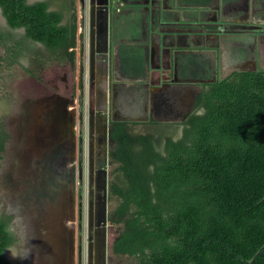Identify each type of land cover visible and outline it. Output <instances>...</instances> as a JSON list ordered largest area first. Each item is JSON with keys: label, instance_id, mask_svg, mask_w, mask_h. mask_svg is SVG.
Returning <instances> with one entry per match:
<instances>
[{"label": "trees", "instance_id": "trees-1", "mask_svg": "<svg viewBox=\"0 0 264 264\" xmlns=\"http://www.w3.org/2000/svg\"><path fill=\"white\" fill-rule=\"evenodd\" d=\"M66 7L67 24L49 1L0 0L8 27L25 31L22 47L40 43L73 62L74 0ZM182 125L174 139L112 123L109 158L122 178L110 183L118 203L110 221L121 225L113 253L134 264H264V70L205 86ZM6 138L0 128V163ZM15 241L1 217L0 264H12L5 252Z\"/></svg>", "mask_w": 264, "mask_h": 264}, {"label": "rangeland", "instance_id": "rangeland-1", "mask_svg": "<svg viewBox=\"0 0 264 264\" xmlns=\"http://www.w3.org/2000/svg\"><path fill=\"white\" fill-rule=\"evenodd\" d=\"M43 1H51L52 10H60L64 2ZM96 1L76 0L79 45L74 65L44 46L24 41L22 47L16 42H22V29L6 39L14 44L7 48V62L24 49L18 63L0 68V128L7 137L0 163V219H10L16 240L5 253L12 264H134L112 251L121 225L110 221L118 205L111 197L110 183L121 179L114 175L117 165L109 158L113 147L109 139L110 83L100 85L103 100L96 96ZM231 1V6L237 5ZM211 2L200 0V5ZM239 4L235 10L243 8L240 16L253 21L250 25L245 21L244 26L264 29V0H240ZM249 4L257 5L254 14L244 9ZM7 29L0 13V32L5 34ZM254 51L260 54L258 45ZM260 64L264 65V58ZM261 65L248 71L264 70ZM203 72L201 81L206 78ZM188 95L177 92L159 98V107L152 109L158 110L155 119L172 121L181 111L176 108L186 110ZM140 96H134L131 106L137 108L135 114L140 111L138 119H146L150 101ZM163 101L168 104L160 105Z\"/></svg>", "mask_w": 264, "mask_h": 264}, {"label": "crops", "instance_id": "crops-1", "mask_svg": "<svg viewBox=\"0 0 264 264\" xmlns=\"http://www.w3.org/2000/svg\"><path fill=\"white\" fill-rule=\"evenodd\" d=\"M63 1V4L60 3V10H51L63 12L64 23L67 24L73 11L69 15L70 12L66 5L72 0ZM28 2L36 3H31L29 0ZM49 2L52 5V2ZM74 3L76 15V0ZM231 3V0H212L211 4L205 6L200 5V0L96 1L94 18L99 23L96 33V57L93 62L98 89L96 96L103 100L104 97L99 92L100 85L110 83L108 84V101L111 103L112 119L109 139L113 146L110 131H112V123L116 122L128 123L133 135L157 131L164 138L166 136L178 138L183 130L182 124L190 115L195 100L203 92L205 86L222 81L234 72L248 71L249 67L256 68L261 65L264 58L262 54L264 53V33L246 28L245 21L249 25L253 21L244 20L243 16H240L243 8L235 10V7L240 5V0H236L237 5L231 6ZM251 4L244 9H247V13L254 14V8L257 5L255 4L252 8ZM243 5L246 6V3L240 6ZM220 6L222 7L221 16L218 15ZM256 9L258 11V7ZM13 32L8 27L6 33L3 34L5 38L0 43V49L3 50L0 55V68L6 69L14 65L6 61L7 48L14 45L13 43L8 44L6 39ZM229 34L256 35L255 44L251 46V44L244 45L230 41L226 39ZM78 39L77 34L74 51L79 45ZM27 43L30 46H44L32 41ZM256 45L259 46L260 54L254 51ZM21 53L23 56L24 49ZM52 54L63 57L64 61L71 65L76 64V51L73 62L62 53ZM262 67H264L263 64L261 69ZM226 69L230 71L227 74H225ZM202 72L205 73L203 77H206L204 81H201ZM177 92H188L186 110L182 111L181 106L176 108H181V111L176 112V117L170 122L155 119L158 110L155 112L152 109L159 107L156 101ZM137 94L141 95L139 98L142 100L150 101L146 119H138L140 111L135 114L137 108L131 106V101L136 98L134 96ZM166 103L163 101L159 104L165 105ZM144 106L141 109L147 108V104ZM154 122L158 124L150 125ZM156 143L158 147H162L165 142L158 140ZM115 164L117 168L118 164ZM114 175L122 180L121 175L115 171Z\"/></svg>", "mask_w": 264, "mask_h": 264}, {"label": "water", "instance_id": "water-1", "mask_svg": "<svg viewBox=\"0 0 264 264\" xmlns=\"http://www.w3.org/2000/svg\"><path fill=\"white\" fill-rule=\"evenodd\" d=\"M256 35L253 34H229L226 39L240 44L248 45L254 42Z\"/></svg>", "mask_w": 264, "mask_h": 264}, {"label": "flooded vegetation", "instance_id": "flooded-vegetation-1", "mask_svg": "<svg viewBox=\"0 0 264 264\" xmlns=\"http://www.w3.org/2000/svg\"><path fill=\"white\" fill-rule=\"evenodd\" d=\"M0 13L2 14V12H1V10H0ZM253 30H255V29H253ZM262 33H264V29H262V30H260ZM6 253V252H5ZM5 256H6V254H5ZM8 259V258H7ZM9 260V259H8ZM10 261V260H9ZM11 262V261H10Z\"/></svg>", "mask_w": 264, "mask_h": 264}, {"label": "built area", "instance_id": "built-area-1", "mask_svg": "<svg viewBox=\"0 0 264 264\" xmlns=\"http://www.w3.org/2000/svg\"><path fill=\"white\" fill-rule=\"evenodd\" d=\"M79 26V25H78ZM80 28V27H79Z\"/></svg>", "mask_w": 264, "mask_h": 264}]
</instances>
